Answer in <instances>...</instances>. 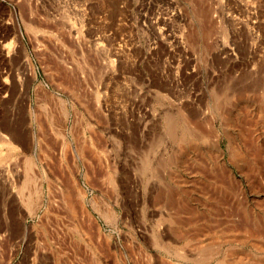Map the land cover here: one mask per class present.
Listing matches in <instances>:
<instances>
[{
  "label": "rangeland",
  "instance_id": "rangeland-1",
  "mask_svg": "<svg viewBox=\"0 0 264 264\" xmlns=\"http://www.w3.org/2000/svg\"><path fill=\"white\" fill-rule=\"evenodd\" d=\"M263 229L264 0H0V264H264Z\"/></svg>",
  "mask_w": 264,
  "mask_h": 264
},
{
  "label": "bare ground",
  "instance_id": "bare-ground-1",
  "mask_svg": "<svg viewBox=\"0 0 264 264\" xmlns=\"http://www.w3.org/2000/svg\"><path fill=\"white\" fill-rule=\"evenodd\" d=\"M202 117H203V116H202ZM198 120H200V118H199ZM213 120H214V119H213ZM213 120H212V121H213ZM201 121H203V120H201ZM201 121H200V122H201ZM204 121H205V120H204ZM198 123H199V122H198ZM202 125H203V123H202ZM214 125H215V124H214ZM198 126H199V125H198ZM211 126H212V125H211ZM199 127H200V126H199ZM215 128H216V127H215ZM213 129H214V128H213ZM213 129H212V130H213ZM203 133H204V132H203ZM206 133H207V132H206ZM206 133H205V134H206ZM218 133H219V132H218ZM202 136H203V135H202ZM202 136H201V137H202ZM203 137H204V136H203ZM206 138H207V137H206ZM202 141H203V140H202ZM205 141H206V140H205ZM205 141H204V142H205ZM250 143H251V142H250ZM217 144H218V143H217ZM218 145H219V144H218ZM216 158H217V157H216ZM219 159H220V158H219ZM212 160H213V159H212ZM216 160H218V159H216ZM222 160H223V159H222ZM213 161H214V160H213ZM218 161H219V160H218ZM222 162H223V161H222ZM210 163H211V162H210ZM217 163H218V162H217ZM219 163H220V161H219ZM219 163H218V164H219ZM224 163H226V162H224ZM215 164H216V163H215ZM214 166H217V165H214ZM231 166H232V165H231ZM231 166H230V167H231ZM217 167H218V166H217ZM210 169H211V168H210ZM212 169H213V168H212ZM215 169H216V168H215ZM218 169H220V168H218ZM217 171L220 172V170H217ZM212 173H213V172H212ZM217 173H218V172H217ZM219 175H220V174H219ZM254 208H255V206H254ZM255 209H256V208H255ZM242 211H244V210H242ZM246 212H247V211H246ZM254 212H255V211H254ZM247 214H248V213H247ZM257 214H258V213H257ZM243 215H244V214H243ZM248 215H249V214H248ZM260 215L262 216L263 214L261 213ZM253 216H254V215H253ZM261 216H260V217H261ZM246 217H247V216H246ZM248 217H249V216H248ZM260 219H261V218H260ZM256 220H257V219H256ZM247 221H248V220H247ZM260 223H261V222H260ZM259 225H260V224H259ZM261 226H262V225H260V227H261ZM259 230H260V228H259ZM263 230H264V229H263ZM255 231H256V230H255ZM257 231H258V230H257ZM257 231H256V232H257ZM259 232H260V231H259ZM256 234H257V233H256ZM261 234H262V233H261ZM257 235H258V234H257ZM262 237H263V236H262Z\"/></svg>",
  "mask_w": 264,
  "mask_h": 264
}]
</instances>
